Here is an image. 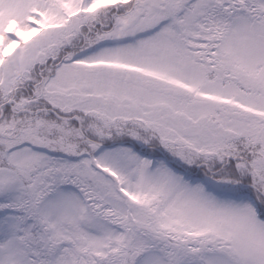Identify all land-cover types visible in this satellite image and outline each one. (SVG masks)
<instances>
[{
  "label": "snow or ice",
  "instance_id": "obj_1",
  "mask_svg": "<svg viewBox=\"0 0 264 264\" xmlns=\"http://www.w3.org/2000/svg\"><path fill=\"white\" fill-rule=\"evenodd\" d=\"M0 264H264V0H0Z\"/></svg>",
  "mask_w": 264,
  "mask_h": 264
}]
</instances>
